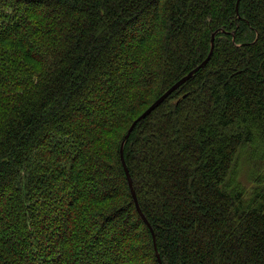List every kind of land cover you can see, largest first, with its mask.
Here are the masks:
<instances>
[{
    "label": "trees",
    "instance_id": "obj_1",
    "mask_svg": "<svg viewBox=\"0 0 264 264\" xmlns=\"http://www.w3.org/2000/svg\"><path fill=\"white\" fill-rule=\"evenodd\" d=\"M236 2L0 0V264H264V0ZM218 29L123 144L146 225L123 135Z\"/></svg>",
    "mask_w": 264,
    "mask_h": 264
},
{
    "label": "water",
    "instance_id": "obj_2",
    "mask_svg": "<svg viewBox=\"0 0 264 264\" xmlns=\"http://www.w3.org/2000/svg\"><path fill=\"white\" fill-rule=\"evenodd\" d=\"M238 2L239 0H237L236 2V7L238 5ZM221 30H215L212 34H211V38H210V49H209V52L207 54V56L199 63L197 64L193 69H191L190 71H188V73H186L182 78H180L178 81H176L174 84H172L168 89H166L157 99H155L138 117H136L132 123L129 125L128 129L126 130L125 134L123 135V138H122V141H121V144H120V158H121V161H122V165H123V168H124V171H125V174H126V177H127V180H128V184H129V187H130V193L132 195V198L135 202V205H136V208H137V211L139 212L140 216L142 217L143 221L145 222L146 225H148V222L146 221L143 213L141 212L140 210V207L138 205V202H137V198H136V194H135V191H134V188H133V184H132V181H131V178H130V175L128 173V170H127V167H126V164H125V161H124V158H123V154H122V151H123V144L125 142V140L127 139V137L129 136L130 132L132 131L133 127L135 126V124L142 120L146 115H148L153 109H155L171 92H173L176 88H178L182 83H184L186 80H188L189 78H191L193 76V74L200 68H202L206 63L207 61L209 60L211 54H212V51H213V48H214V37L216 35L217 32H219ZM154 235H153V240H154ZM154 248L156 250V246H155V241H154ZM155 254H156V257H157V260H158V264H161L160 262V258H159V255H158V252L155 251Z\"/></svg>",
    "mask_w": 264,
    "mask_h": 264
}]
</instances>
